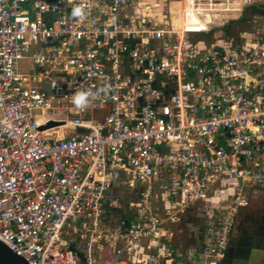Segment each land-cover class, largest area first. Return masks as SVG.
<instances>
[{"label":"built area","instance_id":"1","mask_svg":"<svg viewBox=\"0 0 264 264\" xmlns=\"http://www.w3.org/2000/svg\"><path fill=\"white\" fill-rule=\"evenodd\" d=\"M252 6L0 0V241L27 264H222L264 191V29L210 37Z\"/></svg>","mask_w":264,"mask_h":264},{"label":"crops","instance_id":"2","mask_svg":"<svg viewBox=\"0 0 264 264\" xmlns=\"http://www.w3.org/2000/svg\"><path fill=\"white\" fill-rule=\"evenodd\" d=\"M251 12L259 13L264 18V14H261V12L264 13V10H259L258 7L252 6L247 10L246 16L242 21L251 17ZM234 24L232 23L229 26ZM227 28L219 31L215 36L212 35L210 39L213 41L220 40L223 35L227 36L228 34V36L238 37L245 34L249 35L254 31H242L233 36L231 34L232 30L227 31ZM68 133L71 136L75 135L73 131ZM235 186L236 182L233 179L228 176H222L211 192L209 199L201 204L200 207L207 214H210L226 206ZM244 194L249 199L250 204L248 207L242 208L236 218L228 245L227 256L222 264H264V191L248 189L245 190ZM195 221V225H187V233L190 236L192 234L194 238H198L201 228L197 227L199 220Z\"/></svg>","mask_w":264,"mask_h":264},{"label":"clouds","instance_id":"3","mask_svg":"<svg viewBox=\"0 0 264 264\" xmlns=\"http://www.w3.org/2000/svg\"><path fill=\"white\" fill-rule=\"evenodd\" d=\"M72 2V0H70ZM71 17L74 18L77 21H82L85 19V9L84 6L80 4L73 3V6L71 8ZM102 90H107V88L102 89ZM93 96V93L91 92L90 89H82V90H77L73 95H72V104L77 108V109H83L88 107L89 104V99L90 97Z\"/></svg>","mask_w":264,"mask_h":264},{"label":"rangeland","instance_id":"4","mask_svg":"<svg viewBox=\"0 0 264 264\" xmlns=\"http://www.w3.org/2000/svg\"><path fill=\"white\" fill-rule=\"evenodd\" d=\"M174 5L177 6L176 2ZM258 28L264 29V18L259 13L251 12V17H249L247 20L245 21L241 20L235 23L233 26H229L226 30L227 31L232 30L231 34L235 36L242 31H247V30L251 31V30L258 29ZM20 65H21V69L31 67L27 62H24V61L21 62ZM194 221H195L194 218H190L188 220V222H194Z\"/></svg>","mask_w":264,"mask_h":264},{"label":"water","instance_id":"5","mask_svg":"<svg viewBox=\"0 0 264 264\" xmlns=\"http://www.w3.org/2000/svg\"><path fill=\"white\" fill-rule=\"evenodd\" d=\"M156 1V0H154ZM161 5L164 4V0H157ZM161 8H159L156 12L157 15L160 14ZM44 88H48L44 87ZM49 91V90H47ZM56 123L50 122L47 127L54 126ZM199 238H196L197 242ZM0 264H27V262L14 252H12L4 243L0 241Z\"/></svg>","mask_w":264,"mask_h":264},{"label":"flooded vegetation","instance_id":"6","mask_svg":"<svg viewBox=\"0 0 264 264\" xmlns=\"http://www.w3.org/2000/svg\"><path fill=\"white\" fill-rule=\"evenodd\" d=\"M203 217H204V216H201V215H200L199 218H197V216H194L193 218H194L195 220L198 219V220L201 222V221H203ZM194 222H196V221H194ZM201 234H202V231L200 230V231H199V235H201Z\"/></svg>","mask_w":264,"mask_h":264},{"label":"trees","instance_id":"7","mask_svg":"<svg viewBox=\"0 0 264 264\" xmlns=\"http://www.w3.org/2000/svg\"><path fill=\"white\" fill-rule=\"evenodd\" d=\"M259 10H262V9L259 8ZM261 14H264V13L261 12ZM191 243H192V242H191ZM187 244H188V243H187Z\"/></svg>","mask_w":264,"mask_h":264},{"label":"bare ground","instance_id":"8","mask_svg":"<svg viewBox=\"0 0 264 264\" xmlns=\"http://www.w3.org/2000/svg\"><path fill=\"white\" fill-rule=\"evenodd\" d=\"M177 4V3H176Z\"/></svg>","mask_w":264,"mask_h":264}]
</instances>
